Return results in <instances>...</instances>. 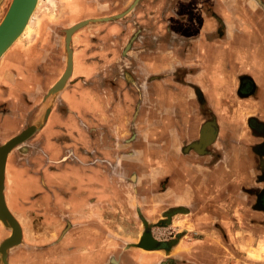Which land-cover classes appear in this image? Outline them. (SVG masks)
I'll list each match as a JSON object with an SVG mask.
<instances>
[{"label":"crops","instance_id":"crops-1","mask_svg":"<svg viewBox=\"0 0 264 264\" xmlns=\"http://www.w3.org/2000/svg\"><path fill=\"white\" fill-rule=\"evenodd\" d=\"M134 1H108L121 16L72 33L64 90L25 157L7 155L4 198L21 227L7 264H251L257 255L236 248L264 247V214L251 208L264 127L249 124H264V0ZM241 78L252 88L232 98ZM206 121L218 137L201 147ZM173 206L185 211L182 237L165 251L132 247V215L154 222ZM1 225L0 244L11 233Z\"/></svg>","mask_w":264,"mask_h":264},{"label":"rangeland","instance_id":"rangeland-1","mask_svg":"<svg viewBox=\"0 0 264 264\" xmlns=\"http://www.w3.org/2000/svg\"><path fill=\"white\" fill-rule=\"evenodd\" d=\"M10 1L0 0V19ZM108 1L112 3L116 0H94L93 3L92 0H81L84 6L69 9L61 3V0H39L32 15L30 29L25 31L0 58V145L28 126L37 125V129L30 137L9 151L10 161L14 159L19 162L25 157L26 148L30 147L26 143L35 139L37 130L41 128L47 113L54 108V101L57 99L58 94L64 90V87H62L57 91H50L53 81L62 72L60 65L62 63L63 65L66 64L65 30L69 27V19L87 15L91 20L90 23L94 24L93 26H100L103 21V15L119 14V8L116 5H108ZM44 42L48 44L49 55L47 58L38 59L42 53L36 49ZM17 62L18 65L19 63H24V66L19 68V66L14 65ZM145 184V182H142L140 187L144 188L145 186L141 185ZM149 199L143 198L144 201H142L146 203L141 206L148 207ZM135 203L137 205L138 201L136 200ZM145 212L138 216L136 214L132 215L133 218L128 223H131L134 228H127V232L135 234L138 232L142 223L141 217L145 218L149 211ZM177 217L178 221L176 220L175 223L179 226L176 224L177 227L175 229L180 227L181 221L179 217H182V214ZM0 224L7 226L1 220ZM234 226L237 228V237L241 238L242 236L239 232H241L240 228L242 225L237 223ZM7 227L10 228L9 226ZM192 234V237H206L205 232H193ZM242 243L245 244V242ZM256 243V247L239 245L236 249L242 255H246L249 251L251 253L248 255H257V259H262L260 257H263L264 247L261 244V239L257 238ZM257 259L251 264H261L260 260Z\"/></svg>","mask_w":264,"mask_h":264},{"label":"water","instance_id":"water-1","mask_svg":"<svg viewBox=\"0 0 264 264\" xmlns=\"http://www.w3.org/2000/svg\"><path fill=\"white\" fill-rule=\"evenodd\" d=\"M37 2H38V0H11L10 1L5 13L3 14L2 18L0 19V58L9 49V47L17 40V38H19L22 35V32L24 31L25 26H26L30 16L32 15V13L34 12V10L36 8ZM135 2H136V0L133 2V5ZM131 7H133V6H131ZM131 7H129V9H131ZM121 15L122 14L119 13L117 15L111 16L110 18H116V17H119ZM105 19H107V17L102 18V20H105ZM86 20L87 19L79 21V25L81 24L79 27L83 26L84 24H87ZM76 25L74 24V26L76 28L72 30L69 37H68V32H69V30H71L72 27L70 26L65 30V33H66V49H67L66 68H68V64L72 59L71 35L77 28H79ZM63 72H65V71H63ZM68 75L65 77L66 78L65 81L68 80ZM60 77H59V79H60ZM64 85L65 84L59 85L55 82L52 85L50 91L51 92L57 91V90L61 89ZM36 129H37V125L32 124V125L28 126L27 128H25L24 130H22L17 135H14L13 137H11L5 143L0 145V148L3 147V149H5V151L2 150V154H1V158H0V207H1V210H3V211H4V209H3L4 207L2 205V202H4L3 189H4V178H5V167H4L5 166V162H4L5 158L8 155L9 151L14 146H16L17 144L23 142L28 137H30L35 132ZM202 139L203 138L201 136V139L199 140L200 144H201ZM207 142L208 141H206L205 143H207ZM205 143H203V145ZM5 145L7 146V148L5 147ZM5 210L6 211H4V212H0V220L4 225L9 226L10 228L13 227L11 229V230H13L11 235L9 237H7L2 242V244L0 245V252L2 255L3 263L7 264V261L5 258L7 249L10 246L19 242V240L21 238V232L19 231V234L17 232L15 237L13 238V234H15L14 230H16L17 225H19V223L17 222V220L13 216H10L11 214L7 208H5ZM145 235H148L150 237L149 233H145L144 236L142 237V239L139 242L135 243L134 245L137 247H140V248H145V249L155 247V241L152 237H150L153 241L152 243L145 244V242H143Z\"/></svg>","mask_w":264,"mask_h":264},{"label":"flooded vegetation","instance_id":"flooded-vegetation-1","mask_svg":"<svg viewBox=\"0 0 264 264\" xmlns=\"http://www.w3.org/2000/svg\"><path fill=\"white\" fill-rule=\"evenodd\" d=\"M252 88V85L246 82L245 78H241L238 80L237 86L234 89V92H232L234 95H231L232 98H234V96H236L237 94H241V95H246L248 94V92H250ZM223 93V91H222ZM224 100V99H223ZM225 101V100H224ZM211 121H206L205 126L208 124L209 126L213 127V136L210 137V140H208L207 143H205L203 146L209 144V142L212 140V138L216 135L217 132V137H218V130H219V126L218 124H214V123H210ZM249 124L252 125V127L260 132H262L261 127H264V124L259 125L258 127H255L256 124L255 122H253V120H249ZM203 136V135H202ZM226 143V139L222 138ZM195 143H191L190 145H194ZM257 151L260 153H264V139L262 141L259 142V144H257ZM202 147V146H201ZM222 151V146L221 148H219ZM205 150V147H204ZM220 150L218 152H220ZM6 163V162H5ZM261 185L259 186L260 188H257L254 192V199H253V207H251L252 209H254V211H260L261 214H264V170L263 173L261 175ZM5 200V198H4ZM175 211V212H174ZM10 212V210H9ZM171 212V213H170ZM174 212V213H173ZM184 211L183 207L181 206H173L171 208H167L162 212V216H160L156 221L154 222H150L147 219H145L144 217H141L142 223L140 225V232L138 231L135 235L138 236L139 241L142 239V237L144 236L145 233H149V235H151V237L156 240L155 241V247H153L152 249H157L160 248L161 251H165L166 249H168V242L171 243L174 240L180 239L182 237V233L180 229H175L176 226H169L171 225V221L169 219H172L173 217L177 218L178 215L182 214ZM11 213V212H10ZM170 213V215H168ZM12 214V213H11ZM140 215V214H139ZM13 216V214H12ZM14 217V216H13ZM140 217V216H139ZM15 218V217H14ZM16 219V218H15ZM176 221V220H175ZM178 221V220H177ZM176 225V224H173ZM169 226V228H167L168 230H161V229H166V227ZM157 227L159 228V231H163L160 233V237L159 236H154L153 235V228ZM161 228V229H160ZM175 230V231H173ZM132 233V232H131ZM11 234V233H10ZM166 234V236H164ZM5 240V239H4ZM3 240V241H4ZM2 241V242H3ZM138 241V242H139ZM137 243V242H136ZM2 244V243H1ZM0 244V245H1ZM133 245V244H132ZM175 246V245H174ZM132 247H136L135 245H133ZM131 248L129 246H127V249ZM140 248V247H139ZM176 248V247H173ZM143 249V248H140ZM159 250V249H157ZM145 251V250H144ZM150 251V250H149ZM156 251V250H153ZM1 253V252H0ZM108 264H117L114 261L113 262H109Z\"/></svg>","mask_w":264,"mask_h":264},{"label":"bare ground","instance_id":"bare-ground-1","mask_svg":"<svg viewBox=\"0 0 264 264\" xmlns=\"http://www.w3.org/2000/svg\"><path fill=\"white\" fill-rule=\"evenodd\" d=\"M38 3H39V0H38V2H37V5H38ZM36 5V6H37ZM131 6H133V5H131ZM32 15H33V13H32ZM32 15L30 16V18H29V20H28V22H27V24H26V26H25V29H24V31L22 32V34L25 32V31H27V30H29L30 29V22H31V19H32ZM88 23H90L91 22V20L88 18L87 20H86ZM78 23V24H77ZM77 23H75V25L77 26V27H79L80 25H79V22H77ZM74 24L73 25H71V30H69V32H68V37L70 36V34H71V32H72V30L73 29H75L76 27L74 26ZM18 39V38H17ZM67 64V63H66ZM66 64H65V68H66ZM72 66H73V57H72V59H71V61L69 62V64H68V68H66L64 71L65 72H63L61 75V77H60V79H58V80H56V83L57 84H59V85H63V84H66L67 83V80L65 81V77L68 75V78H69V76L71 75V72H72ZM90 68V67H89ZM208 130V129H207ZM206 131V130H205ZM209 134V133H208ZM207 133H205V135H208ZM204 135V136H205ZM212 136H213V134H212ZM205 137H207V136H205ZM208 140H210V138L208 139ZM208 140H206V141H208ZM206 141H201V146L203 145V143H205ZM5 147L7 148V146L5 145ZM2 150H4L5 151V149H3V147H1L0 148V158H1V154H2ZM3 151V152H4ZM7 155V154H6ZM6 159H7V156H6V158H5V161L4 162H6ZM5 167V166H4ZM17 186V185H16ZM22 188H26V187H22ZM2 205H3V209H4V211H6L5 210V208H7V205H6V202H5V200H4V202H2ZM8 209V208H7ZM3 210H1V207H0V212H4ZM9 211V210H8ZM175 212V211H174ZM173 212V213H174ZM171 213V212H170ZM170 213H169V215H170ZM11 214V213H10ZM9 214V215H10ZM10 216H12V214L10 215ZM16 222V221H15ZM17 223V222H16ZM20 225H17V228H16V230H14V233L15 234H13V238L15 237V235H16V233L18 232V234H19V231L21 232V227H19ZM19 227V228H18ZM13 227H11V229H12ZM12 231L13 230H11V233H12ZM11 235V234H10ZM9 235V236H10ZM8 236V237H9ZM150 237H151V235H150ZM148 235H145V238H144V241L143 242H145V244H150V243H152L153 241H152V239L150 238ZM154 241H156V240H154ZM149 249H152V248H149ZM157 249H160V248H157ZM161 250V249H160Z\"/></svg>","mask_w":264,"mask_h":264}]
</instances>
